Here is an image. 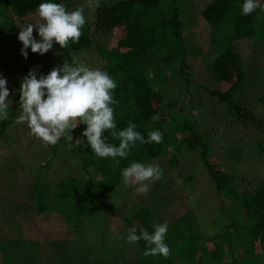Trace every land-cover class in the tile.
<instances>
[{
	"label": "trees",
	"instance_id": "16d2710c",
	"mask_svg": "<svg viewBox=\"0 0 264 264\" xmlns=\"http://www.w3.org/2000/svg\"><path fill=\"white\" fill-rule=\"evenodd\" d=\"M43 2L61 3L70 10V6L78 0H0V39L9 43L16 33L18 21L24 25ZM259 2L264 5V0ZM185 3L186 0H118L100 5L95 11L94 21L86 20L78 43L70 41L64 53L44 60L38 68H24L19 76L11 79L12 85L7 87L11 93L8 98L11 101L10 114L7 120H0V137L18 106L20 94L15 89L30 70H35L39 78L64 61L75 66L71 62L72 52L96 48L105 60V71L117 83L113 92L117 103L112 105L117 131L125 129L132 122L145 139L150 131H160L163 136L161 143L137 142L127 158H116L119 160L117 164L112 158L98 157L91 150L82 135L86 125L79 124L84 129L70 130L72 141L63 137L60 142L82 161L88 177L82 183L71 178L60 181L52 189L54 203L40 200L39 211L57 209L68 223L78 227L82 217L98 212L103 201L109 200L111 192L116 191L123 182L122 170L132 162L146 164L160 159L159 166L164 173L181 166L177 153L180 152L178 145L182 143L178 141L176 132L183 119L182 110H175V101L166 97L168 81L164 71L173 68L184 76L188 85L193 83L186 70L189 47L184 41L183 32L187 29V23L180 18ZM243 3L244 0H210L199 12L201 23L210 27L206 26L211 31L214 46L208 55L214 56L206 63L219 87L208 91L228 105V112L234 116L236 123L264 134V119L249 105L240 102L244 97L242 89L247 62L233 48V43L242 39L253 40L256 46L264 45V11L258 8L249 15H243ZM100 32L108 36V45L96 38ZM9 34L11 37H8ZM191 51L199 53L195 49ZM160 59L164 61L162 65L158 64ZM189 126L191 133L184 137L186 142L183 144L203 162L214 183L216 201L221 211L219 219H227L219 229L223 232L216 236L202 234L198 223L190 218L191 211L172 220L170 213L161 212L168 202L164 201L162 194H158L157 197L164 203H152L148 199L141 203L139 201L133 216L139 219L137 229L143 227L149 233L154 231L153 224L167 222L165 243L170 248V256L167 259L160 255L145 256L146 242L140 240L136 245L138 257L135 264H229L228 255L232 264H264V178L239 177L234 171H226L222 162L214 157L213 146L196 134L194 125L190 123ZM105 139L110 144L119 145V140L112 138L110 132L105 133ZM253 147L256 152L260 151L259 155L264 152L261 145ZM169 153L172 154L171 158L163 162L162 158ZM74 183L77 186L84 184V192L74 191ZM41 188L38 191L39 199L46 186ZM227 198L232 199L228 206ZM200 240L203 245L199 243ZM87 256L91 259L93 253L89 251Z\"/></svg>",
	"mask_w": 264,
	"mask_h": 264
},
{
	"label": "rangeland",
	"instance_id": "374dc122",
	"mask_svg": "<svg viewBox=\"0 0 264 264\" xmlns=\"http://www.w3.org/2000/svg\"><path fill=\"white\" fill-rule=\"evenodd\" d=\"M117 1L98 0V3L100 6ZM209 1L186 0L180 13L181 20L187 23L183 32L189 47L186 70L193 83L188 85L184 76L173 68L164 72L168 81L166 97L175 101V110H182L183 119L176 132L178 141L182 143L178 145L180 152L177 153L181 166L163 172L162 178L157 181L147 182L150 185L147 194L137 193L139 185L122 182L117 192H111L109 200L103 201L98 212L80 219L78 227L68 223L55 208L50 212L39 211L40 200L54 203L52 189L60 181L71 178L82 183L88 174L78 156L61 144L63 137L55 145H46L29 134L26 123H17L22 111L18 102L11 122L0 137V264H135L138 248L137 243L127 242L128 229L139 226V219L133 216L139 201L148 199L152 203H164L157 197L158 194H162L164 201L168 202L161 212L170 213L172 220L191 211L190 218L195 219L202 234L216 236L223 232L219 229L227 219H219L221 211L214 183L203 162L183 144L186 142L184 137L191 133L189 125H194L196 134L213 146L214 157L222 162L226 171L252 179L264 178V152L259 155L260 151L253 149V146L259 145L264 148V134L236 123L234 116L228 112V105L209 94L208 90L219 88L206 63L214 56L208 55L214 46L210 27L206 24L207 28L199 19L200 10ZM96 4L97 0H78L71 4L70 11L83 5L85 20L92 22L98 8ZM38 22L36 13L24 25ZM21 23L18 21L16 24V33L9 43L0 39L3 44L0 46V76L7 80L6 87L12 85L11 79L19 76L22 69L38 68L44 60L56 57L65 50L53 43L52 49L42 55L28 49L25 59L20 54L22 44L17 39L18 26H23ZM33 37L40 39L36 29H33ZM96 38L105 45L109 44L105 33H97ZM233 48L247 62L242 89L244 97L240 102L249 105L264 119V45L256 46L253 40L242 39L234 42ZM191 49L199 53L195 54ZM98 53L96 48H82L71 53V62L105 71V60ZM163 62L158 60L159 65ZM19 87L15 89L16 93ZM189 99L192 101L189 102ZM76 128L84 129V126ZM171 156L169 153L162 161ZM159 160H151L145 165H159ZM42 186H46V190L39 199L38 191ZM74 186V191L78 193L85 190L84 184L77 186L74 183ZM231 201L227 198L226 206ZM117 236L123 239H117ZM199 243L203 245L202 240ZM89 251L93 253L91 259L87 256ZM228 263L232 264L229 255Z\"/></svg>",
	"mask_w": 264,
	"mask_h": 264
},
{
	"label": "clouds",
	"instance_id": "9594fccd",
	"mask_svg": "<svg viewBox=\"0 0 264 264\" xmlns=\"http://www.w3.org/2000/svg\"><path fill=\"white\" fill-rule=\"evenodd\" d=\"M97 7L99 3L97 0ZM264 11L259 0H244L242 14L249 15L257 9ZM38 23L18 26L20 31L17 39L21 42L20 54L27 59L28 49L32 53L45 54L52 49L53 43L60 48H67L69 42L78 43L85 25L84 6L68 10L65 5L54 2H43L38 5ZM36 29L39 40L33 37ZM7 80L0 76V120L9 117L10 91L6 87ZM116 81L99 68H90L83 63L70 65L64 61L54 67L47 75L37 78L35 70H30L20 83L19 107L21 114L17 123H26L30 135L46 145H55L62 137L73 140L70 130L79 124L86 125L82 135L86 138L91 150L101 158H112L119 164V158H127L136 143H161L162 133L150 131L147 139L136 130V124L117 131L114 108L117 101L113 92ZM110 132L114 139L119 140L115 146L106 142L105 133ZM163 176L159 165L132 162L122 170L125 185H139L137 193L147 194L150 190L149 181H157ZM154 231L149 233L143 227L133 226L128 229L127 242L135 244L140 240L146 242L145 256H170V248L165 243L168 224H153ZM137 232L139 234H137ZM117 239H123L117 236Z\"/></svg>",
	"mask_w": 264,
	"mask_h": 264
}]
</instances>
